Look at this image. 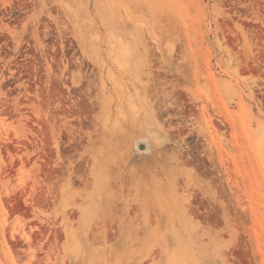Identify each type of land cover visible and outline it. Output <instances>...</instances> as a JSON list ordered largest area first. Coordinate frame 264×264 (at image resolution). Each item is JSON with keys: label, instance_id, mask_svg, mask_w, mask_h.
I'll return each instance as SVG.
<instances>
[{"label": "rangeland", "instance_id": "rangeland-1", "mask_svg": "<svg viewBox=\"0 0 264 264\" xmlns=\"http://www.w3.org/2000/svg\"><path fill=\"white\" fill-rule=\"evenodd\" d=\"M0 264H264V0H0Z\"/></svg>", "mask_w": 264, "mask_h": 264}, {"label": "water", "instance_id": "water-1", "mask_svg": "<svg viewBox=\"0 0 264 264\" xmlns=\"http://www.w3.org/2000/svg\"><path fill=\"white\" fill-rule=\"evenodd\" d=\"M142 147V146H141Z\"/></svg>", "mask_w": 264, "mask_h": 264}]
</instances>
